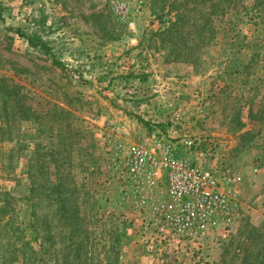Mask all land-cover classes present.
<instances>
[{
    "label": "rangeland",
    "instance_id": "374dc122",
    "mask_svg": "<svg viewBox=\"0 0 264 264\" xmlns=\"http://www.w3.org/2000/svg\"><path fill=\"white\" fill-rule=\"evenodd\" d=\"M0 11V264H264V0ZM161 138L215 173L232 226L198 242L158 232L163 176L140 204L123 153Z\"/></svg>",
    "mask_w": 264,
    "mask_h": 264
},
{
    "label": "built area",
    "instance_id": "2783aa9c",
    "mask_svg": "<svg viewBox=\"0 0 264 264\" xmlns=\"http://www.w3.org/2000/svg\"><path fill=\"white\" fill-rule=\"evenodd\" d=\"M123 158L140 204L151 198L156 181L163 176L165 198L155 207L162 235L198 242L234 224V209L219 178L177 154L169 140L157 139L149 148L131 145ZM232 180L229 177L227 182Z\"/></svg>",
    "mask_w": 264,
    "mask_h": 264
},
{
    "label": "trees",
    "instance_id": "16d2710c",
    "mask_svg": "<svg viewBox=\"0 0 264 264\" xmlns=\"http://www.w3.org/2000/svg\"><path fill=\"white\" fill-rule=\"evenodd\" d=\"M0 15H1V11H0ZM24 36L26 37V39H27V41H28V44L29 45H31V46H37V45H40L42 48H43V50H44V52H46L47 54H49V55H51V53H50V49L47 47V45H46V43L39 37V36H37V35H34V34H25L24 33ZM53 62H55L56 63V61H54L53 60ZM45 157V154H43V153H36V155H35V158H39V159H42V158H44ZM2 195H3V199H2V204L0 205V221H1V219L3 218V215L5 214V213H8L10 210H11V206H10V204H11V200L10 199H12L11 198V196H10V192H8V191H3L2 192ZM7 224V223H6ZM6 224H4V225H6ZM27 233H30V234H32L33 232H27ZM34 235V234H33ZM25 236H26V233H25ZM30 238V237H29ZM8 243H9V241H8ZM11 246V245H10ZM17 249H14L13 248V252H14V254H15V257L18 255V253H17V251H16ZM44 254H46V256H48L49 257V255H51V252L49 253V254H47V252H45ZM42 259H44V257H42ZM41 259V260H42ZM50 264V263H49ZM54 264V263H53Z\"/></svg>",
    "mask_w": 264,
    "mask_h": 264
}]
</instances>
